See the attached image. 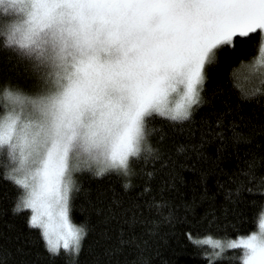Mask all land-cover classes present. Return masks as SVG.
I'll list each match as a JSON object with an SVG mask.
<instances>
[{"label": "snow or ice", "instance_id": "snow-or-ice-1", "mask_svg": "<svg viewBox=\"0 0 264 264\" xmlns=\"http://www.w3.org/2000/svg\"><path fill=\"white\" fill-rule=\"evenodd\" d=\"M0 13L14 18L0 24V48L28 58L43 82L33 96L4 90L0 167L20 190L15 211H32L29 227L51 255H78L86 235L69 222L73 173L132 175L154 151L147 119L188 120L220 50L256 34L246 66L264 85V0H0ZM187 235L217 259L240 250V264H264V207L256 232Z\"/></svg>", "mask_w": 264, "mask_h": 264}, {"label": "trees", "instance_id": "trees-1", "mask_svg": "<svg viewBox=\"0 0 264 264\" xmlns=\"http://www.w3.org/2000/svg\"><path fill=\"white\" fill-rule=\"evenodd\" d=\"M12 19L0 13V24ZM257 44L253 34L218 52L188 120L147 119L154 151L132 162V175L73 173L69 220L86 232L78 255L47 251L40 230L29 227L32 211H15L20 190L0 167V264H240V250L217 259L187 234L232 239L259 230L264 85L246 66ZM40 75L28 58L0 48V114L12 107L5 89L33 96Z\"/></svg>", "mask_w": 264, "mask_h": 264}, {"label": "rangeland", "instance_id": "rangeland-1", "mask_svg": "<svg viewBox=\"0 0 264 264\" xmlns=\"http://www.w3.org/2000/svg\"><path fill=\"white\" fill-rule=\"evenodd\" d=\"M170 99L173 101V102H177L179 101V95L177 94H173ZM12 106V105H11ZM69 222L71 223V221L69 220ZM72 224V223H71ZM52 227L53 228H58L59 227V221L55 215V213L53 214V221H52Z\"/></svg>", "mask_w": 264, "mask_h": 264}]
</instances>
